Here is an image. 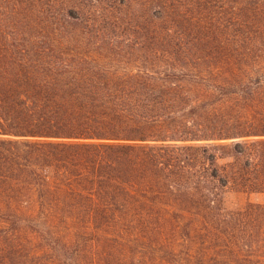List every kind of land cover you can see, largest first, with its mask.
I'll return each instance as SVG.
<instances>
[{
  "label": "trees",
  "instance_id": "obj_1",
  "mask_svg": "<svg viewBox=\"0 0 264 264\" xmlns=\"http://www.w3.org/2000/svg\"><path fill=\"white\" fill-rule=\"evenodd\" d=\"M231 2L164 0L180 62L161 75H69L1 58L48 48L0 47V264H113L133 249L130 225L186 226L168 264H264V204L228 209L224 197L264 192V137L252 138L264 136V64L248 60L264 46L188 38L221 30V14L247 26Z\"/></svg>",
  "mask_w": 264,
  "mask_h": 264
},
{
  "label": "rangeland",
  "instance_id": "obj_2",
  "mask_svg": "<svg viewBox=\"0 0 264 264\" xmlns=\"http://www.w3.org/2000/svg\"><path fill=\"white\" fill-rule=\"evenodd\" d=\"M172 1V0H170ZM164 0H0V47L48 48L49 54L37 51L28 54L1 56L21 63H43L72 68L74 74H105L129 76L139 74L161 75L172 70L171 63L180 62L166 48L174 43L166 39L162 19ZM233 9L246 13L247 26H226L228 15L221 14V30L206 25L197 27L189 40L199 46L210 42L227 45L254 44L264 46V0H232ZM225 15V16H224ZM179 42H186L178 36ZM177 41V39H174ZM51 49L55 52L51 53ZM187 61L192 57L184 55ZM235 58V59H233ZM240 57H231L237 60ZM224 64L227 58L217 57ZM249 62H262L263 56H250ZM184 62V61H183ZM182 62V63H183ZM233 62V61H232ZM246 62H248L246 60ZM181 63V64H182ZM79 69H83L84 73ZM6 73V72H3ZM264 136H255L260 138ZM63 139V138H57ZM225 207L240 209L249 203L264 204V192L227 189ZM28 234L37 246L48 243L42 226L29 224ZM112 232L118 229L109 228ZM186 226H126L124 235L134 238L135 244L124 259L121 252L113 264H168L167 246L184 241ZM63 245V243H62ZM181 247V246H179ZM68 256L76 255L74 245L65 248ZM137 256L141 257V263ZM46 257H49L47 255ZM46 257H44L46 259ZM113 260V257H107ZM92 259V258H90ZM164 261V262H163ZM60 264H64L59 260ZM77 264H92L77 261ZM106 263V261H103Z\"/></svg>",
  "mask_w": 264,
  "mask_h": 264
}]
</instances>
